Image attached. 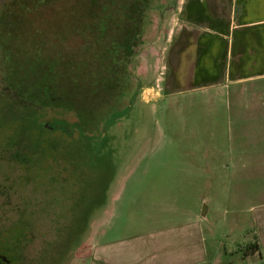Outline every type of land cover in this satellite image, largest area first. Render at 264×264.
I'll return each instance as SVG.
<instances>
[{"label": "rangeland", "instance_id": "obj_1", "mask_svg": "<svg viewBox=\"0 0 264 264\" xmlns=\"http://www.w3.org/2000/svg\"><path fill=\"white\" fill-rule=\"evenodd\" d=\"M137 4L138 0H0V34H5L0 41L14 52V63L29 73L30 65L41 66V58L58 65L61 88L73 98L69 85L75 81L79 90L73 102L86 103L83 119L74 110L59 108L61 90L56 85L51 107L25 98V92V103L9 101L0 108V147L5 139L11 145L2 150L17 149L2 155L17 153L20 158L27 147L32 155L24 153L28 173L19 185L13 169L11 175L17 192L13 200L25 196L28 211L36 215L30 218L40 241L33 251L43 250L41 264H54L62 250L72 246L69 264H101L98 242L124 240L126 248L151 256L152 264L169 259V264H264V250L263 255L254 252V213L242 210L249 196L246 201L238 196L235 203L228 180H220L215 195L203 196L209 198L203 220L195 210L196 196L182 192L181 182L186 180L180 174L198 170L204 150L214 149L216 139L230 137L226 123L212 113L225 110L226 101L206 88L166 96L165 38L176 22L179 0H147L142 15L132 14ZM134 24L140 33L136 55L125 67L122 92L114 94V106L96 109L93 74L104 73L112 40ZM26 80L27 92L40 83L36 75ZM84 86L91 94L80 92ZM106 128L107 139L98 141ZM115 177L123 179L118 186ZM116 186L122 190L117 201L108 203L113 217L100 226L106 192ZM254 197L251 194L250 200ZM14 229L15 234L20 231ZM188 230L197 231V240L187 243Z\"/></svg>", "mask_w": 264, "mask_h": 264}, {"label": "crops", "instance_id": "obj_2", "mask_svg": "<svg viewBox=\"0 0 264 264\" xmlns=\"http://www.w3.org/2000/svg\"><path fill=\"white\" fill-rule=\"evenodd\" d=\"M165 51L163 82L168 98L206 88L218 92L227 106L212 113L226 123L230 137L220 142L216 139L214 149L204 150L205 160L197 164L198 170L180 174V179L186 180L181 182L182 192L196 196L195 210H200L203 220L209 200L203 196L215 195L220 180H228L235 203L241 199L238 196L244 201L249 196V206L242 210L254 213L250 225L254 226L256 252L263 255L264 0H179L176 22L165 38ZM115 178L116 185H120L123 179ZM254 181L257 183L253 184ZM117 186L106 192L107 205L98 219L103 221L100 226L104 227L113 217L108 203L120 197L122 189ZM251 194L255 197L250 200ZM95 222L93 225L91 222L90 231ZM185 234L187 243L197 240V231L188 230ZM124 243V240L114 244L98 242L100 263L152 264L151 256H142L137 248L128 249ZM169 260H161L159 264H169Z\"/></svg>", "mask_w": 264, "mask_h": 264}, {"label": "trees", "instance_id": "obj_3", "mask_svg": "<svg viewBox=\"0 0 264 264\" xmlns=\"http://www.w3.org/2000/svg\"><path fill=\"white\" fill-rule=\"evenodd\" d=\"M147 5V0H138V4L133 11L132 14L136 15H142L143 14V7ZM127 17H125L126 19ZM107 19V17H106ZM132 20H135V17L131 18ZM133 24V21H132ZM123 32V30H122ZM140 30L138 31V28L136 24L126 26L124 33L120 35L121 38H117L116 40L113 39L110 45V48L107 50V56L106 57V62L103 64L104 66V73L100 74L97 76L95 75L96 82L94 83L95 92L92 94H97V99L98 101L96 102V109H101V107H110L114 106L113 102L111 100L115 99L116 92L120 91L123 88L122 81L123 78L126 75L125 72V67L127 69L128 67V62L134 58L135 54V43H137V38L139 36ZM1 38L5 39V34L1 33L0 34ZM138 44H141V41L138 40ZM15 56L14 52H8L7 49H5L0 41V75L5 77L6 83L11 87V89L17 93L21 98L22 94L26 92L25 98H29L31 100H37L42 106H49L51 107L53 103L55 102V99L52 96V90L57 87L60 88L61 90V96H59V99L61 100V104L59 105V108L61 109H68L70 111L74 110L80 118H84V114L86 111H84V105L86 104L83 101H78L77 104H75L73 101L76 100L74 96L77 95L78 93V86L76 85L75 81H73V85H69V88L74 92L73 98L68 97L67 93L65 90L61 88L62 83L57 81V67L58 65H52L49 62H45L43 58L42 64L39 67V65H30L28 67V70L30 68V73L26 72L27 69L22 68L20 65L14 63ZM17 58L16 60H18ZM126 60L127 63H126ZM106 65V67H105ZM25 71H24V70ZM27 75H25V73ZM38 76L40 77V83L38 85L33 86V89H30V91L27 92L25 83H26V77L28 76ZM60 78V74L58 75V80ZM57 83V84H56ZM80 91L83 94H91V91L89 87L84 86ZM115 94V96H114ZM24 98V97H23ZM35 101V102H37ZM82 107L80 108V104ZM112 112V111H111ZM111 114L110 121L112 120L113 113ZM116 115V114H114ZM81 119V120H82ZM82 122V121H81ZM64 125V124H63ZM255 248L257 244L254 245ZM252 246V248L254 247ZM251 249V248H250ZM257 250H254L256 252ZM253 253V252H252Z\"/></svg>", "mask_w": 264, "mask_h": 264}, {"label": "flooded vegetation", "instance_id": "obj_4", "mask_svg": "<svg viewBox=\"0 0 264 264\" xmlns=\"http://www.w3.org/2000/svg\"><path fill=\"white\" fill-rule=\"evenodd\" d=\"M0 81V108L7 104L9 101L14 103H25L28 101L25 98H21L15 93L11 87L6 83L5 77ZM22 99V100H21ZM39 105V104H38ZM37 105V106H38ZM41 107L42 104H40ZM16 119V118H14ZM10 119V120H14ZM49 129L52 131L54 128ZM108 128L105 129L103 139H107ZM0 138H2L0 136ZM1 140V139H0ZM36 145H39V140H36ZM0 147V264H41L42 255L40 249L37 252L33 251L38 241H40L39 234L33 231V219L30 217L36 216L34 213L28 211V206L24 203L25 196L20 197L19 200H13L14 195H17L15 186H13V178L11 175V169L14 171V178L17 185L19 181L24 177L28 168L25 167V160H23L28 153V157L32 156L28 147L25 148L26 156L21 153V157L17 153L14 156L2 155L3 151L15 152L16 148L8 146L6 150H2L4 146L11 145L7 143L5 139L1 143ZM28 145V144H27ZM15 147V146H14ZM23 152V151H22ZM17 154V155H16ZM14 167V168H13ZM16 173H19L16 178ZM24 185V184H23ZM14 190V191H13ZM20 228V231L16 232V229L12 231V228ZM90 228V225H89ZM42 235V234H41ZM37 247V246H36ZM74 248L67 246L62 250L61 258L54 264H69L72 259Z\"/></svg>", "mask_w": 264, "mask_h": 264}]
</instances>
